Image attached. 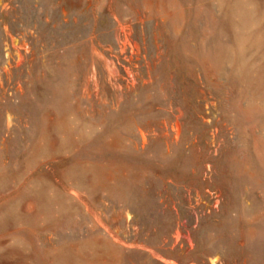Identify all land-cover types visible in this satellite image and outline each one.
<instances>
[{
	"label": "rangeland",
	"instance_id": "1",
	"mask_svg": "<svg viewBox=\"0 0 264 264\" xmlns=\"http://www.w3.org/2000/svg\"><path fill=\"white\" fill-rule=\"evenodd\" d=\"M0 264H264V0H0Z\"/></svg>",
	"mask_w": 264,
	"mask_h": 264
}]
</instances>
